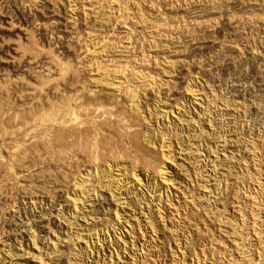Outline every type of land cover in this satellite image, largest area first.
<instances>
[{"label":"rangeland","instance_id":"obj_1","mask_svg":"<svg viewBox=\"0 0 264 264\" xmlns=\"http://www.w3.org/2000/svg\"><path fill=\"white\" fill-rule=\"evenodd\" d=\"M0 264H264V0H0Z\"/></svg>","mask_w":264,"mask_h":264}]
</instances>
